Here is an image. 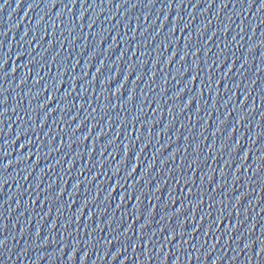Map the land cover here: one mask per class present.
Returning a JSON list of instances; mask_svg holds the SVG:
<instances>
[{
    "label": "water",
    "instance_id": "obj_1",
    "mask_svg": "<svg viewBox=\"0 0 264 264\" xmlns=\"http://www.w3.org/2000/svg\"><path fill=\"white\" fill-rule=\"evenodd\" d=\"M259 4L0 0V264L264 261Z\"/></svg>",
    "mask_w": 264,
    "mask_h": 264
},
{
    "label": "snow or ice",
    "instance_id": "obj_2",
    "mask_svg": "<svg viewBox=\"0 0 264 264\" xmlns=\"http://www.w3.org/2000/svg\"><path fill=\"white\" fill-rule=\"evenodd\" d=\"M70 2H74V0H70ZM153 2V0H149V4H151ZM5 3H7V0H5ZM65 6H67V5H65ZM120 5H116V7H119ZM129 6H132V5H129ZM170 6V5H169ZM227 6V4L226 3H223V7H226ZM251 5H249V7H250ZM176 7H179V4H177L176 5ZM259 7L260 8H264V0H260V4H259ZM242 30V29H241ZM76 37H73V39H75ZM209 39H211V37H209ZM205 43H207V41H205ZM121 55H123V53L121 52ZM174 55H176V52H174L173 53V56ZM169 59H171V57H169ZM227 59V57H224L223 58V60L221 61V63H224V60H226ZM101 63H102V61H101ZM210 67H211V65H210ZM97 71H99V69H97ZM197 74H198V72H197ZM227 73H225V75H226ZM4 75L6 76L7 75V73H4ZM23 82V81H22ZM44 87H47V85H44ZM54 89H55V86H54ZM27 94V93H26ZM49 96H50V93L48 94V96H47V98L46 99H44L39 105H37V107H43L44 105H46V103H45V101L49 98ZM54 97H52V99H53ZM262 99H264V96H262ZM6 100H7V97L5 96V97H3L2 99H0V105H3L5 102H6ZM0 109H2L3 111H7L8 109L5 107V108H0ZM15 109H13V111H14ZM93 111H95V109H93ZM111 118V117H110ZM6 143H7V141H5ZM21 147H23V146H21ZM189 166H191V162H190V165ZM117 172H119V169H117ZM132 175V171H129L128 173H127V175H126V177L125 178H127L128 176H131ZM110 179H111V177H110ZM262 179H264V177H262ZM177 183H179V181H177ZM185 184L187 185L188 184V181L187 180H185ZM61 191H63V190H61ZM37 195H39V193H37ZM45 199H50V197H45ZM137 199H139V197H137ZM200 199H203V197H201ZM211 208H212V205H209V213H208V215L210 216L211 215ZM135 218V217H134ZM187 218V217H186ZM204 217L203 216H201V219H203ZM146 223H147V221H146ZM196 229H195V227L193 228V231H195ZM160 231H164V229L162 228V229H160ZM183 233H181V235H182ZM175 236H176V229L175 228H170V230H169V232H168V234L164 237V241L165 242H171V240H173V239H175ZM141 237H143V236H141ZM151 240V238H149V241ZM185 243H186V241H184ZM4 243V241H0V244H3ZM252 243V242H251ZM250 245H249V243H245L244 244V247L245 248H248ZM132 247L133 248H135V244L133 243L132 244ZM193 247H194V245H193ZM261 249L262 250H264V245H261ZM257 254H259V252L257 253ZM187 258H191V253H189L188 254V257ZM149 259H150V257H149ZM177 259H179V257H177ZM233 259H234V257H233ZM261 264H264V261H262L261 262Z\"/></svg>",
    "mask_w": 264,
    "mask_h": 264
}]
</instances>
